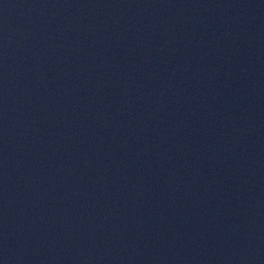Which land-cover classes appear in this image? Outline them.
Masks as SVG:
<instances>
[{
  "label": "water",
  "instance_id": "95a60500",
  "mask_svg": "<svg viewBox=\"0 0 264 264\" xmlns=\"http://www.w3.org/2000/svg\"><path fill=\"white\" fill-rule=\"evenodd\" d=\"M0 264H264V0H0Z\"/></svg>",
  "mask_w": 264,
  "mask_h": 264
}]
</instances>
